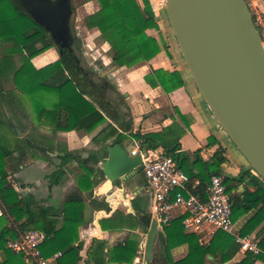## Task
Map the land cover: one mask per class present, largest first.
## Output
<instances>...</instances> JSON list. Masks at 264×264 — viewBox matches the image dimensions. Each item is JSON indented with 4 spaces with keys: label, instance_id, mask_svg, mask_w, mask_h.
Masks as SVG:
<instances>
[{
    "label": "trees",
    "instance_id": "1",
    "mask_svg": "<svg viewBox=\"0 0 264 264\" xmlns=\"http://www.w3.org/2000/svg\"><path fill=\"white\" fill-rule=\"evenodd\" d=\"M97 1L100 8L86 17V26L99 30V35L95 38L97 46H109L112 68L132 67L148 62L160 53L162 47H168L165 41L162 45L156 36L148 33L152 28L158 31L161 29L160 23L155 19L150 0ZM253 19L255 22L254 14ZM0 47V102L7 105L16 102L18 95L15 90L18 89L33 104L39 121L51 126L55 132L78 131L90 134L100 128L93 140L101 147L107 148L116 143L121 144L126 139H136L143 151L162 147L163 154L175 155L180 146L182 129L177 135L169 128L160 133L143 134L139 131L132 132L130 122L120 127L125 131L131 129V133H123L108 121V118L114 117L103 113L84 89L75 83L71 65L83 70L85 77L90 80L89 85L95 92L100 91L97 94L102 95L105 92L107 95L110 85L106 81L97 82L77 55L80 62L73 58L71 64L60 57V67L49 78L42 80L31 59L56 45L51 36L15 0H0ZM145 80L153 88L161 87L167 93L183 86L184 83L178 71L171 72L163 68L153 69L145 76ZM102 89L104 91H101ZM21 101L19 99L17 102L19 108L23 106ZM111 104L114 105L112 101ZM3 116L5 119L0 116V206L3 210L0 217V264H27L24 255L8 245L30 230L45 233L46 238L41 245L44 256L51 257L61 252L56 264H80L82 245L77 242L79 228L86 221L84 192L92 196L97 180L105 175L98 158L99 152L82 157L69 151L58 156L62 163L52 173L54 177L51 187L60 183L66 174V165L74 159L76 165L73 170L77 171V187L68 194L61 206H45L26 189L29 185L23 186V191L15 186L18 179L9 171L8 165L16 151L12 148L10 139L2 132V128L6 125L10 128L15 126V129L19 127L8 114ZM20 130L24 132L23 128ZM29 140L28 136L23 138L25 142L30 143ZM215 141L210 137L208 144ZM39 148L46 152L43 147ZM194 155L193 167L188 154H176L179 166L191 178V190L203 200H207L206 185L210 177L222 175L231 198L234 220L247 215L244 222L238 225L239 231L242 234H252L257 230L254 236L264 250V179L253 175L250 169L246 168L242 169L238 176L225 175L222 165L227 158L222 146H219L213 157L207 161L201 158L199 151ZM139 171H142V167ZM196 179H201L202 184L193 188ZM241 186L244 187L243 191H238ZM92 201L95 209H110L103 203ZM144 212L143 216L132 215L129 226L140 227L147 232L152 214ZM105 221L101 220L104 227ZM163 232L166 254L177 245H188L187 256L178 261L170 259L171 264H225L240 249L234 237L225 232H217L208 245H201L196 234L185 231L182 216L174 217L163 227ZM94 242L98 243L95 256L103 255L104 242L99 239ZM111 252L119 262L132 263L138 255V240L128 238L117 244ZM258 259L264 261V255ZM95 262L99 264L98 261ZM250 263V255H246L235 264Z\"/></svg>",
    "mask_w": 264,
    "mask_h": 264
},
{
    "label": "crops",
    "instance_id": "2",
    "mask_svg": "<svg viewBox=\"0 0 264 264\" xmlns=\"http://www.w3.org/2000/svg\"><path fill=\"white\" fill-rule=\"evenodd\" d=\"M248 1V4L252 5V7L264 12V0ZM154 30L155 32H158V30ZM163 41H165L168 45L166 49L169 53L168 60L171 65L170 70L165 69L163 66L157 67L159 54L155 56L150 63L154 65V69L163 68L171 72L178 71L183 78V86L169 93L165 92L161 87L153 88L146 82L144 78L148 72V68L150 67L148 64L139 68L144 77L142 79L141 85L139 84L137 86L139 92L141 93H135L129 89H126L125 87V85L129 86L132 83H134V85L136 84V81H131L130 78L127 79L128 82L123 78H118V81H114L113 79L112 81H109L105 79V74H116L125 68H112V63L106 62L104 64L105 67L103 72L102 69L97 67L99 70L97 76L102 77L104 81L110 85L108 93H111L114 98L111 96L108 97L114 103L117 111L119 112V117L117 120L108 118V121L114 124L123 133H131V131H139L143 134L150 132L160 133L169 128L177 135L179 130L182 129L183 133L179 138L180 146L177 150H180L181 153L188 154L191 158V163L195 158L194 153L196 151H199L201 158L204 161H207L213 157L218 147L222 146L224 148V155L227 158L226 162L222 165L223 173L225 175L238 176L241 170L244 168L250 169L251 171L249 162L237 148V146L231 141L200 94L185 63L179 46H177L176 43H173L172 41L169 42L166 36H164V39H160V43L162 45ZM103 46H107L109 49L107 44ZM166 49L162 47L161 53L165 52ZM171 49L176 52L175 59L170 54ZM179 51L180 53H177ZM1 54L2 51L0 47V56ZM31 62L36 68L40 78L45 80L60 67L59 50L57 47L49 48L44 52L34 56L31 59ZM113 82L119 83V87L117 85L115 87ZM121 90H125L123 91V96L126 101L131 99L133 100V109H130L128 104L124 110L119 108V100L117 101V99L122 97ZM15 91L18 95L16 102L10 105H7L5 102H0V116L2 119H5L3 116L4 114H8L13 123L19 127L15 129V126L10 128V126L6 125L2 128V132L10 139L12 148H14L16 151L13 157L14 159L12 158V163L20 162V159L16 156L17 152L23 149L22 147L25 146V141H23V138L28 136L30 139L29 144L31 147H36L35 149H38V151H42L39 147H43L46 150L45 153H47L48 156L43 155L46 157H42V161H40L38 159L41 155L34 153V150L32 153V158L27 162L26 165L33 162L36 160L35 158H37L36 161H40L41 166L48 170L47 179L44 178V181L39 180L37 183L22 182L24 186L29 185L26 187V189H28L38 199H40L43 205L59 207L66 199L68 194L76 189L77 171L73 170V166L76 165V160L74 159L66 165V174L62 177L60 183L51 187L54 177L52 176V173L62 163V159L58 156L64 155L65 152L70 151L85 157L82 151L86 150L99 152L101 146H92L89 143L90 140L93 141V137L96 134L90 140H88L87 136L89 134L84 132H55L51 126L45 125L39 121L33 104L26 97H24L18 89ZM142 94L145 97L142 96ZM161 94H163V97ZM157 95H160L161 98L156 97ZM19 99L22 100V108L18 107L17 102ZM130 122L132 123V130L129 129L128 131H125L121 129L120 126L127 125ZM20 128H23L24 132H22ZM97 130L99 132L100 128ZM210 137H213L214 140H216L215 143L208 144ZM121 144H124V146L130 148V152L132 149H140L139 143L136 139H126ZM150 151L162 153L163 148L158 147L157 149ZM101 153L102 152H100V155ZM18 165L22 167L20 163L16 164V166ZM51 167H55L56 169L50 171ZM10 172H13L14 176L18 179V182H20L19 178L16 176V174L19 172ZM45 181H47L46 184ZM42 183L44 185L43 190H45V192L41 196L38 188L42 186ZM120 187L123 188V192L118 191ZM243 188V186L239 187L238 191H243ZM60 194H62L60 204H53L52 199H56ZM144 194L151 193L148 191V184L144 177L143 170H138L137 173H135V175H133L129 180L121 182H111L104 175L103 178H99L97 180V184L94 187L92 196H90L88 192H84V196L86 198V221L79 228V241L77 242L82 245L80 251V264H97L95 260L98 261L99 264H146V239L148 231L145 232L140 227L132 228L128 224L132 215L143 216L145 214L143 209L144 204L141 198ZM92 200H95L97 203H103L109 206L110 209H95L93 207L94 203ZM136 202L137 208L132 206V204H135ZM148 212H151V209ZM246 218L247 215L239 218L236 221L237 225L243 223ZM102 219L106 220L105 227L101 224ZM256 232L257 230H255L252 234L255 235ZM163 233V228L159 227V235L153 250V262H150L149 264H171L170 259L178 261L185 258L188 254L187 244L177 245L170 250L169 254H166V242L163 239ZM128 238H134V240H138V255L132 263H121L119 262V259H116V255H114L111 251L117 244L126 241ZM96 239L103 241L105 244L103 255L100 254L99 256H95V250L98 245V243L94 242ZM245 256L246 255L239 249L234 257L225 264H235L241 261ZM250 264H264V261L257 259L255 262H251Z\"/></svg>",
    "mask_w": 264,
    "mask_h": 264
},
{
    "label": "water",
    "instance_id": "3",
    "mask_svg": "<svg viewBox=\"0 0 264 264\" xmlns=\"http://www.w3.org/2000/svg\"><path fill=\"white\" fill-rule=\"evenodd\" d=\"M15 1L51 36L60 57L71 64L77 58L71 31V0ZM196 1L198 7L186 0H165L168 20L200 94L231 141L264 179L262 37L246 0ZM203 52L209 56L212 72L208 83L199 64ZM71 70L75 83L96 105L118 119L119 112L105 92L97 94L100 91L95 92L89 85L82 69L71 65ZM107 150L102 170L111 182L129 180L142 165L141 154L132 156L124 144L110 145ZM118 191L123 192V188ZM158 235L159 223L152 217L146 239V264L153 262Z\"/></svg>",
    "mask_w": 264,
    "mask_h": 264
},
{
    "label": "built area",
    "instance_id": "4",
    "mask_svg": "<svg viewBox=\"0 0 264 264\" xmlns=\"http://www.w3.org/2000/svg\"><path fill=\"white\" fill-rule=\"evenodd\" d=\"M155 19L160 23L165 0H150ZM250 7V5H249ZM251 9V8H250ZM255 25L262 37L264 46V12L253 7ZM166 12V10H165ZM175 155L132 149L131 155L142 156V170L148 184V191L152 196V217L158 220L159 227L168 225L174 217L182 216L185 231L198 236L201 245H208L217 232H225L234 237L240 250L250 255L251 262H255L264 250L259 241L252 234H242L233 218L232 203L227 192L222 175H212L206 185L208 199L194 193L191 188L190 176L179 166ZM251 173L260 176L251 167ZM201 179H196L193 188L201 185ZM3 210L0 206V217ZM46 235L40 230H30L19 239L9 243V247L24 255L27 264H56L61 252L51 257L44 256L41 245Z\"/></svg>",
    "mask_w": 264,
    "mask_h": 264
},
{
    "label": "rangeland",
    "instance_id": "5",
    "mask_svg": "<svg viewBox=\"0 0 264 264\" xmlns=\"http://www.w3.org/2000/svg\"><path fill=\"white\" fill-rule=\"evenodd\" d=\"M55 1V0H52ZM72 6L74 7V13L71 17V31L74 37V49L76 51V55L80 58L83 66L86 69H90L91 67H98L100 69H103L105 67V63H112V53L111 51L108 49L107 46H97L96 42H95V38L99 35V30L97 28L94 29H89L86 26V17L91 14L96 12L97 10H99L100 6L97 0H71ZM249 3V1H248ZM250 5V4H249ZM251 10H253L252 5H250ZM161 21H160V31H156L152 28L148 30V33L151 35H154L157 37V39L160 41V39H164V36L167 37V40L169 42H173L176 43V45L178 46V42L177 39L174 35L173 29L171 27V24L168 20L167 14L165 12V9H162L161 12ZM151 31V32H150ZM153 31V33H152ZM165 44V43H164ZM180 47V46H179ZM164 49H166L167 47L164 46ZM174 49V47H173ZM161 53V51H160ZM159 53V60H158V64L157 67L159 66H163L165 69L170 70L171 65L169 63L168 60V50L166 49L165 52ZM177 53H180L177 52ZM171 56L175 59L176 57V52H174L171 49L170 52ZM151 60L148 62H144L141 63L139 65H135L132 67H125L124 69L120 70L119 72H115L116 74H111L109 73L108 75L105 74L104 77H106V80L112 81V79L114 81H118V78H123L125 81H127L128 78L134 81H136V84L134 85V83L130 84L129 86L125 85L126 89H129L135 93H141L139 92L137 86L142 82V79L144 77L143 73H141L140 69L143 65H150V67L148 68V72L151 73V71L154 69V65H152ZM169 67V68H168ZM147 72V74H149ZM146 74V75H147ZM145 75V76H146ZM145 78V77H144ZM141 80V81H139ZM128 82V81H127ZM112 83V82H111ZM114 86L116 87V85L119 87V83H115L113 82ZM128 90V91H129ZM122 91V90H121ZM125 91V90H123ZM123 91L121 92L122 97L120 99H117L118 101V105H120V109L124 110L128 104V106H130V109L134 108L133 105V100H129L126 101V99H124L123 96ZM108 96H111L112 98H114L111 93H108ZM142 96H144L142 94ZM161 96L163 97V94H161ZM160 95H157L156 97H160ZM145 97V96H144ZM98 133V130L95 131L93 134H89L87 136L88 140H90L95 134ZM90 145H100L98 142L96 141H91L90 140ZM101 146V145H100ZM23 149H21L20 151L17 152V156L20 159V162H14L12 163L11 159L8 165V169L9 171H15V172H19L16 174V176L19 178L18 183H16V187L22 191L23 190V182H34L37 183L39 180L44 181V178L47 179V172L48 170L43 168L41 166L40 161H42V157H46L48 156L47 153L42 152V151H38V149H35L36 147L32 146L29 144V142H25V146L22 147ZM35 150V152H34ZM37 153L38 155H41L39 157L38 160L40 161H36L37 158H35L36 160H34L33 162L29 163L28 165L27 162L30 161V159L32 158V153ZM84 156L86 155H90L92 153H94L95 151H82ZM100 152L101 155H100ZM46 155V156H43ZM108 157V150L106 147H101L100 151H99V160L102 164V162L104 160H106ZM17 163H20L22 165V167H20L19 165L16 166ZM50 171L55 170L56 168L51 167ZM23 181V182H22ZM47 183V181H45V184ZM44 189V185L42 183V186H40L38 188V190L40 191V195L42 196L43 193L45 192ZM61 198H62V194H60L56 199H52L53 204L58 205L61 202ZM142 200H143V209L144 211L148 212L151 207H152V199H151V194H144L142 195ZM133 207L137 208V202L135 204H132ZM237 224V223H236Z\"/></svg>",
    "mask_w": 264,
    "mask_h": 264
},
{
    "label": "bare ground",
    "instance_id": "6",
    "mask_svg": "<svg viewBox=\"0 0 264 264\" xmlns=\"http://www.w3.org/2000/svg\"><path fill=\"white\" fill-rule=\"evenodd\" d=\"M188 2V4H190L191 6L194 7H198V3L196 0H186ZM179 46V45H178ZM180 48V47H179ZM181 50V49H180ZM204 54H202L199 58V64L202 67L204 74H205V78H206V82L208 83L210 81L211 78V66H210V61H209V56L207 54H205V52H203ZM183 55V54H182ZM184 57V56H183ZM185 60V58H184ZM186 63V61H185ZM187 65V64H186ZM188 67V66H187Z\"/></svg>",
    "mask_w": 264,
    "mask_h": 264
},
{
    "label": "flooded vegetation",
    "instance_id": "7",
    "mask_svg": "<svg viewBox=\"0 0 264 264\" xmlns=\"http://www.w3.org/2000/svg\"><path fill=\"white\" fill-rule=\"evenodd\" d=\"M90 71L91 75L96 79L97 82L102 83L104 81V79L102 77L97 76L99 70L97 69V67H91L90 69H87Z\"/></svg>",
    "mask_w": 264,
    "mask_h": 264
}]
</instances>
